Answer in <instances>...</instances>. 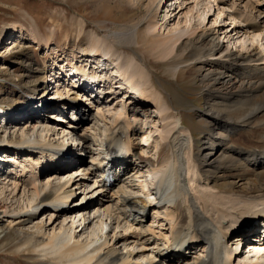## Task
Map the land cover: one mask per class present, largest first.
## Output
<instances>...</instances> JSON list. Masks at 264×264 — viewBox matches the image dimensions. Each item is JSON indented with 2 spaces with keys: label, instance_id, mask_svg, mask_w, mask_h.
Masks as SVG:
<instances>
[{
  "label": "bare ground",
  "instance_id": "6f19581e",
  "mask_svg": "<svg viewBox=\"0 0 264 264\" xmlns=\"http://www.w3.org/2000/svg\"><path fill=\"white\" fill-rule=\"evenodd\" d=\"M227 1L214 0L219 5L227 4ZM258 1L253 3L247 0L244 5L248 12L252 13L253 5L258 4L260 9L256 11L260 18V15L264 14V0L262 3H257ZM157 2L160 3L158 0ZM234 3L227 6L233 9L227 14L229 20L233 21L232 24L236 20L243 22V34H252L251 40H256L263 31L258 21H255L258 17L248 15L249 17L242 19L243 13L238 11L239 8H234ZM13 27L15 29V26ZM6 29L0 31V42L7 36ZM191 31L192 33L184 35H190L184 43H179L183 36L175 35V50L173 47L171 50L164 48L165 51L162 50L158 55L166 61L163 66L169 69L172 67L169 74L174 78L171 82L164 81L167 86L156 85L152 80L150 68L157 69L159 64L142 62L145 73L150 76L152 92L161 93L163 100L168 102L172 109H175L173 104L177 103L178 97L179 102H182L181 93L189 95L196 90L195 80L198 77H201V82L213 81L212 87L201 94L205 100V108L200 117L204 122L202 127L208 133L201 146L197 145L199 139H195L191 125H187V117L179 111L175 124L184 127L188 136L184 137L176 131L168 140L166 158L157 164H153L149 157L138 155L139 164L146 165L149 174L152 173V183L166 175L167 171L170 173V194L162 200H158L154 195L156 204L166 203L169 208L167 218L170 233L164 235L165 238L156 239L153 230L143 224L145 212L147 213L145 201H142V208L135 202V199L140 200L141 195L147 194L142 187L144 176L141 174V165L137 164V167L131 169V165L125 162L126 155L132 148L131 135L137 130L130 121L126 125L118 123L110 130H103L99 125L101 114L93 115L87 110L85 112L80 104L73 106L74 101L61 103L58 109L66 107L75 113L76 118L65 120L62 112L61 115L57 114L55 119L49 117L54 120V124L37 114L35 116L26 113L24 104L21 108L11 109L15 114L22 115L15 122H12L9 116H5L4 120L1 116L0 153L8 157L11 165L0 166V217L10 218H7L8 223L18 228L14 231L19 235L14 255L20 252L17 256L24 259V262L27 260L26 264H234L233 261L239 259L241 253L233 255L228 247L229 241L235 235L237 245L246 243L249 237L243 230L251 226V232L257 233L253 227H256L259 221L264 222V213L249 216L247 222L238 218L231 225L215 226L213 219L203 215L189 196L186 185L188 179L185 176L189 166L185 170L184 155L189 151L192 156L193 165L199 171L198 182L216 189L221 194L252 196L254 199L264 200V66L248 65L260 60L253 50L249 54L241 55L228 53L226 51L229 47L221 49L222 46L212 35L197 29ZM31 40L32 43H37L35 36H32ZM163 41L158 42L164 44ZM153 43L159 45L157 42ZM123 45L116 46V49L131 51L127 45ZM160 46L162 47L161 44ZM157 48L158 51L160 48ZM216 51L220 55L218 58L207 59ZM90 52L92 56L100 58L97 50ZM87 53L88 51H80L78 58L86 61ZM226 59L228 64L217 62ZM211 60L216 61L217 68L209 69ZM177 65H186L188 69L174 71L173 68ZM115 69L114 71L112 68L113 75H106L108 78L105 79L98 76L99 73H105L101 67H93L95 71L91 74H86L85 68L80 73L73 68V73L67 77H80L77 80V87L80 89L78 91L88 89V93L92 94L93 91L100 90H94L93 83H96V86L103 83L105 86L123 78V67L119 65ZM164 70L163 72L166 71ZM63 77L62 75L61 78ZM54 78L53 76L51 80ZM56 81L58 80H54ZM226 84L231 87L238 84V91L223 93L219 86ZM135 85L133 86L136 87ZM129 90L135 91V88L130 87ZM33 92L36 93L35 90ZM35 93L31 94L29 99L37 100L39 97L35 96ZM150 94L142 93L138 97L143 99L151 96ZM148 98L144 99L145 102L135 99L134 105H142L141 108L146 109L149 107ZM184 99L188 101L186 97ZM25 105L33 108L42 106H34L27 101ZM55 120H64V123L58 124ZM252 128L253 132L250 130ZM215 130L219 131L215 133ZM101 134L103 138L100 139V144L96 145ZM239 136L254 137V140L248 145L235 144ZM145 139L146 136L143 141H146ZM69 140L72 143L78 142L76 147L80 148L76 149V153L71 150V145H66L70 143ZM95 145L100 150L97 153L92 149ZM80 153H84V158L76 160L75 157L81 156ZM73 154H76L75 157ZM107 158L110 160L107 161ZM105 171L114 174V183L108 185L102 182L101 177ZM251 187L254 188L250 189ZM77 190H80L81 195L79 201L75 202ZM258 192L260 194H256ZM152 194L153 192L148 195ZM147 205L152 206L151 203ZM46 221L48 223L44 224ZM22 228H26V231H22ZM3 237L0 238V244L4 241ZM254 239V247H263L259 250L253 248L257 258L264 252V231L260 235L258 232ZM182 248L183 251L199 249L198 252L201 253L194 251V255L187 256L180 253ZM138 249L140 251H137ZM243 264L254 263L250 261Z\"/></svg>",
  "mask_w": 264,
  "mask_h": 264
},
{
  "label": "rangeland",
  "instance_id": "374dc122",
  "mask_svg": "<svg viewBox=\"0 0 264 264\" xmlns=\"http://www.w3.org/2000/svg\"><path fill=\"white\" fill-rule=\"evenodd\" d=\"M158 1L160 3L157 0H0V31L7 28V36L0 42V121L2 118L4 120L5 116H9L12 122H15L22 115L21 113L19 115L15 114L11 109L21 108L23 104L26 113L34 114L35 116L37 114V116L43 117L44 120L48 119L53 124L54 120L49 117L55 119L57 118L55 116L57 114L61 115L62 112H64L62 114L64 119L70 120L76 118L75 113L67 110L66 107L58 109V105L61 103L67 104L71 101H74L72 102L73 106H78L79 104L83 106L85 112L88 111L93 115L96 113L101 114L99 125L103 130H110L118 123L126 125L130 121L137 130L131 135V142L134 144H131V152L129 151L130 153L126 155L125 162L131 165L132 169L134 166L137 167V164L138 166L141 165L139 164L138 155L149 157L153 164L164 161L168 151V140L171 139V136L176 131L184 135V137L188 136L184 127L175 124L180 111L187 117V125H191L195 139H199L197 145L201 146L200 144L206 139L208 134L202 127L204 122L200 117L202 110L204 111L205 108V100L201 94L212 87L213 81L201 82V77H198V81L197 79L195 80L196 90L189 93V95H186L182 90V102H179L180 98L178 97L177 103L173 104L175 109H172L168 106V102L163 100L161 93L152 92L153 90L149 83L150 76L145 73L142 62H151L152 65L159 64L157 69L150 68V72L153 74L152 80L156 85L163 84L167 86L164 81L171 82L174 78L169 74V70L172 67L169 69L163 66L166 61L158 57L159 53L164 48H166L165 50H171L173 47L175 50V45L177 44H173L175 37L183 36L180 38L179 43H184L185 39L190 38V35L188 37L184 35L190 34L192 33L191 30L197 29L212 35L222 46L221 49L224 50L229 47L226 51L228 53L233 52L241 55L243 53L249 54L253 50L259 55L258 58L260 60L250 62L248 65L262 67L264 66V14L260 15L259 18L256 11L260 9L257 6L258 4L253 5L254 10L252 13L248 12L249 10L244 5L247 0L243 3H241L242 0H228L227 4L220 2L223 7L221 4L214 2V0ZM249 1L254 3L255 0ZM262 1L259 0L257 3H262ZM232 2L236 4L234 8H239L238 11L243 13L242 19L250 15L259 18H256L255 21H258L259 27L263 31L258 38L256 37V40H251L252 34H243V22L236 20L232 24L233 21L229 20L227 14L233 9L231 10L227 6L232 4ZM217 12L221 14L217 15ZM13 26H15V29ZM32 36L36 37L37 43H32ZM147 38L150 40H146ZM152 40L159 45H153ZM158 41H163L164 44ZM119 43L127 45L131 51L116 49V46L120 45ZM156 48L161 50L157 51ZM91 50H97L100 58L92 56ZM80 51H88L89 54L87 53L88 59L86 61H82L83 59H80V57L78 58ZM219 56V52L216 51L215 54L207 57V59H216ZM102 58L107 63L104 60L102 61ZM215 62L211 60L209 69L217 68L218 65ZM217 62L228 64L227 59L225 61L217 60ZM110 63L112 64L109 65ZM117 65L123 67V78L111 82V85L103 86V84H100L96 86L97 84L93 83L94 90L96 88L100 90L97 92L93 91L92 94L88 93V89L79 92L78 90L80 89L77 86L73 88V86L77 85V80L80 77L72 75L69 78L67 77L68 74L73 73V68L77 69L79 73L85 68L86 74H91V72L94 73L95 71L93 67H101L105 73H99L98 76L105 79L108 78V75H113L111 69L113 68L115 71V68L118 67ZM173 69L174 71H186L188 67L186 65H182V67L177 65ZM163 70L168 73L166 74ZM59 75L60 77L57 78ZM62 75L64 76L63 78H61ZM53 76L55 78L51 80ZM54 80L58 81L54 82ZM238 84L232 87L226 84L225 86H219V89L223 93L235 92L238 91ZM182 86L183 88L185 87V85ZM107 87L108 89H106ZM128 87L135 88V91L129 90ZM34 90L36 93L33 92ZM185 90L187 89L185 88ZM33 93L39 97L37 100L31 97L29 99V96ZM142 93L147 95L151 93V96L139 99L138 96ZM95 96L97 97L95 98ZM185 97L188 101L184 99ZM147 98L149 107L146 109H144L145 107L141 108L143 107L142 105L141 107L134 105L135 99L145 102L146 100L144 99ZM25 101L33 103L34 106L35 104L42 106L38 108L26 106ZM185 103L188 105H185ZM190 108L192 110H189ZM1 116L3 117L1 118ZM55 121L58 124L64 123L58 120ZM250 130L253 132L254 128ZM218 131L215 130V133ZM81 133L82 131L79 132V134ZM86 133L89 134V131ZM143 135L146 136V141H143L145 138ZM102 138L103 135L101 134L95 144H100V139ZM251 140H254V137L239 136L238 140H235V144L248 145ZM70 143L66 145H71V150L76 153V149L80 148L79 146L76 147L78 142L72 143L70 141ZM142 143H144L143 146ZM96 145L92 146L95 153L100 151ZM2 154L0 153V163L10 166L11 162ZM134 154L135 156H132ZM73 155L75 157L76 154ZM80 155L76 156L75 159L84 158V153H80ZM184 163L185 170L189 166L188 170L190 171L187 170L185 172V176L188 179L186 180V185L189 196L195 201L197 208L203 215L210 220L213 219L212 222L215 226L231 225L238 218H241L243 222H247L249 216L255 213H264V200L254 199L252 196H242V198L240 195L221 194L216 189L198 182L197 174L199 171L193 165L189 151H186L184 155ZM141 169V174L144 176L142 187L145 188L144 193L148 195L153 187V183L150 180L152 173L149 174V168L144 164L141 165ZM253 188L251 187L250 189ZM90 189L88 190L90 191ZM79 193L80 190L75 191V202L80 199L79 195L81 194ZM147 195H141L140 200L135 199V202L141 208L144 205L142 201H145L147 213L145 212L146 217L143 220V224L153 230L156 239L165 238L170 233L169 218H167L169 213L168 205L166 203L156 204L157 202L154 201L153 197ZM257 196L260 197V195ZM150 203L152 206L149 207L147 204ZM7 218L2 219L0 217V236L3 237L5 235L3 237L4 241L0 244V264H26L27 260L24 262V259L22 260L21 257L17 256L20 252L14 255L15 243L19 237L18 232L15 233L14 231L18 230V228L12 223L9 224ZM8 219L10 220V218ZM46 223L48 221L44 222V224ZM256 225L253 228L257 230V233L251 232V226L243 230L249 237L246 243H238L237 245L236 240H234L235 235L229 241L228 247L233 255L241 253L239 254L240 261H237L239 259L236 258L233 261L234 264H243L250 261L264 262V255L260 254L257 258V254L253 256L255 254L253 251L254 236L258 235V232L259 235L263 233L264 222L259 221ZM21 230L26 231V228ZM159 236L160 238H158ZM161 244L163 245V243ZM248 244H251V246L249 247ZM159 249L161 250L162 246ZM137 251L140 250L138 249ZM194 251L198 252L199 249L187 250L182 253L190 256L194 255ZM157 253L155 252V254Z\"/></svg>",
  "mask_w": 264,
  "mask_h": 264
}]
</instances>
